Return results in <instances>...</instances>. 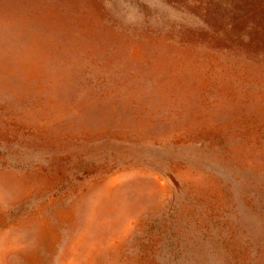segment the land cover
Segmentation results:
<instances>
[{
	"label": "rangeland",
	"instance_id": "obj_1",
	"mask_svg": "<svg viewBox=\"0 0 264 264\" xmlns=\"http://www.w3.org/2000/svg\"><path fill=\"white\" fill-rule=\"evenodd\" d=\"M0 264H264V0H0Z\"/></svg>",
	"mask_w": 264,
	"mask_h": 264
}]
</instances>
